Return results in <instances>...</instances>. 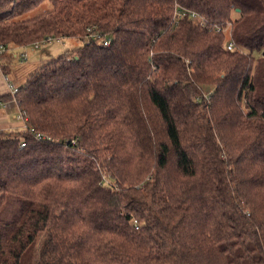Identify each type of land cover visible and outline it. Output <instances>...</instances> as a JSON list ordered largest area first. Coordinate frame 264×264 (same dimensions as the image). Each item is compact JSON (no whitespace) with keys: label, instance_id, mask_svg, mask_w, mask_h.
I'll return each instance as SVG.
<instances>
[{"label":"trees","instance_id":"trees-1","mask_svg":"<svg viewBox=\"0 0 264 264\" xmlns=\"http://www.w3.org/2000/svg\"><path fill=\"white\" fill-rule=\"evenodd\" d=\"M43 1L0 0L3 74L83 42L0 93V264H264V0Z\"/></svg>","mask_w":264,"mask_h":264},{"label":"rangeland","instance_id":"rangeland-1","mask_svg":"<svg viewBox=\"0 0 264 264\" xmlns=\"http://www.w3.org/2000/svg\"><path fill=\"white\" fill-rule=\"evenodd\" d=\"M51 4L45 0L38 6L22 14L18 18H31L43 11L50 9ZM71 39V40H70ZM82 40L78 38H62L60 40H50L39 42L38 48H32L31 46H24L25 48H13L12 53L14 54L13 62L6 70L5 74L0 70V90L5 85L11 84L13 87H18L23 84L30 73H32L37 67L45 63L47 60L57 57L62 54L66 48L75 47L82 44ZM26 51L27 57L25 60L18 58L19 52ZM17 114V113H16ZM10 115H8V118ZM39 245V241H38Z\"/></svg>","mask_w":264,"mask_h":264},{"label":"built area","instance_id":"built-area-1","mask_svg":"<svg viewBox=\"0 0 264 264\" xmlns=\"http://www.w3.org/2000/svg\"><path fill=\"white\" fill-rule=\"evenodd\" d=\"M189 16H190L191 18H194V19L199 20V22H200L201 24H205L204 18L200 17L196 12H194V11H189ZM208 27H212V26H208ZM213 27H215L216 30H223V31H226V27H222V26H220V25H213ZM87 31L89 32L88 37H91V38H93V39L96 38V37H98V34H97L96 32L93 31L92 27H88V28H87ZM60 39H61V38H50V37H49V38H47L46 40H43V41H41V42H44V41H50V40H60ZM39 42H40V41H34V42H32L29 46H31L33 49H34V48H38V47H39ZM108 43H109V40H108V39H105V40L103 41V44H104V45H108ZM233 46H234V44H233L232 41H229V42L227 43V45H226V47H227L228 49H231ZM24 48H25V47H23V49H24ZM5 49H6L5 46L2 45V44H0V54H1ZM26 57H27V53H26L25 50H23L22 52H20L19 55H18V58H19L20 60H25ZM15 91H16V87H11V92H15ZM0 105H1V106H5V102H0ZM14 116H15L16 119H18V120H20V121L23 122V127H26V123H25L26 117H25V115H24V112L18 110L17 114H15Z\"/></svg>","mask_w":264,"mask_h":264},{"label":"crops","instance_id":"crops-1","mask_svg":"<svg viewBox=\"0 0 264 264\" xmlns=\"http://www.w3.org/2000/svg\"><path fill=\"white\" fill-rule=\"evenodd\" d=\"M17 47L23 48L20 46H17ZM17 47L14 46L13 48H17ZM2 86L4 87L0 90V93L5 92V91H11V87H13L11 86V84L5 85L4 83H2ZM17 112H18V108L14 101H12V103L6 102L5 106L0 105V129H4V130L23 129V122L16 119L14 116ZM8 115H10L9 118H8Z\"/></svg>","mask_w":264,"mask_h":264},{"label":"water","instance_id":"water-1","mask_svg":"<svg viewBox=\"0 0 264 264\" xmlns=\"http://www.w3.org/2000/svg\"><path fill=\"white\" fill-rule=\"evenodd\" d=\"M236 10H238V9H236Z\"/></svg>","mask_w":264,"mask_h":264}]
</instances>
